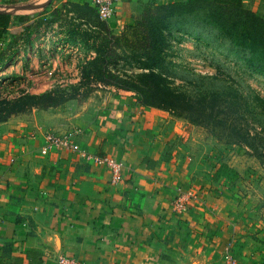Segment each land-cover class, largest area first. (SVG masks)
Listing matches in <instances>:
<instances>
[{
  "label": "crops",
  "instance_id": "crops-1",
  "mask_svg": "<svg viewBox=\"0 0 264 264\" xmlns=\"http://www.w3.org/2000/svg\"><path fill=\"white\" fill-rule=\"evenodd\" d=\"M79 1L0 0V13L31 22ZM131 3L120 1L111 29ZM184 125L124 90L1 121L0 264H56L61 256L80 264H222L226 249L239 264H264V243L246 234L235 196L217 186L216 170L187 157ZM67 132L87 156L121 163V180L111 183L106 164L79 151L42 153L47 135ZM178 195L187 200L180 215L169 209Z\"/></svg>",
  "mask_w": 264,
  "mask_h": 264
},
{
  "label": "rangeland",
  "instance_id": "rangeland-1",
  "mask_svg": "<svg viewBox=\"0 0 264 264\" xmlns=\"http://www.w3.org/2000/svg\"><path fill=\"white\" fill-rule=\"evenodd\" d=\"M180 1L187 4L178 7L185 14L167 19L163 33L164 59L159 70L167 80L194 94L206 90L222 93L225 89L228 94L235 89L245 101L252 91L264 99V77L255 71L257 65L253 67L249 62V50L236 46L228 31L214 26L209 19L221 17L225 23L248 21V18L264 21V0H241L238 7L211 0ZM166 8L167 0H132L119 29L109 27L112 18L104 21L121 55L116 65H112L113 71L121 75L140 71L138 56L145 52L144 28ZM97 15L89 0H82L63 2L56 10L50 7L45 15L35 16L29 24H11L0 41V102L23 93L39 94L56 84L78 83V67L93 53L87 43L72 36L70 29L76 26L89 34L95 30L101 38L103 35L98 33L101 19ZM83 83L89 96L118 91L98 80ZM161 110L185 123V133L192 144L187 157L196 159L206 170L217 171L220 180L217 186L235 196L242 208L247 221L246 234L264 243V147L257 155L247 146L227 144L209 125L192 124L177 113ZM255 118L261 120L260 124L255 123ZM249 120L255 127L253 133H260L263 139L262 112ZM202 167L201 173L207 174L206 170L202 172Z\"/></svg>",
  "mask_w": 264,
  "mask_h": 264
},
{
  "label": "trees",
  "instance_id": "trees-1",
  "mask_svg": "<svg viewBox=\"0 0 264 264\" xmlns=\"http://www.w3.org/2000/svg\"><path fill=\"white\" fill-rule=\"evenodd\" d=\"M30 0H1L3 4L15 5ZM197 0H190L189 3ZM215 4L235 7L240 6L241 0H211ZM187 4L180 0H167V10H162L157 18L150 19L144 28V54L138 59L139 72L121 75L119 71H113L121 55L118 47L113 44V36L105 22L100 20L98 30L103 35L101 38L95 30L82 32L76 26H72V36L87 43L92 49L93 55L79 65L80 81L75 84H56L55 87L39 94L23 93L12 99H4L0 102V122L7 118L29 113L32 110H47L57 108L69 100L83 101L89 96V91L83 83L85 80L101 81L105 86L116 90L131 91L136 100L144 105L152 106L178 114L177 116L188 119L192 124L209 125L217 131L220 139L227 144L237 147H249L255 154L260 155L259 149L264 147V138L260 133L254 134V126H251V117H256L262 112L264 116V99L252 91L248 100L242 99L238 90L232 89L228 94L225 89L222 93L217 90L203 92H186L182 88L172 85L167 76L159 70L162 63L163 47L165 46L164 31L167 29V19L181 16ZM163 7V6H162ZM95 9V8H94ZM163 9V8H162ZM56 10V9H54ZM97 14V11L95 9ZM36 16V15H35ZM33 16V17H35ZM98 16V15H97ZM12 22L11 15L0 13V41L7 33L11 24L25 25L30 23L29 16H16ZM221 17H210V22L220 29L227 30L233 38L235 45L250 52L251 65H257L255 71L264 77V21L256 18H248V21L221 22ZM1 49V47H0ZM84 90V91H83ZM253 90V89H252ZM260 124V119H254ZM264 122L262 123V125ZM252 130V131H251ZM264 135V126L261 128ZM259 134V135H258Z\"/></svg>",
  "mask_w": 264,
  "mask_h": 264
},
{
  "label": "built area",
  "instance_id": "built-area-1",
  "mask_svg": "<svg viewBox=\"0 0 264 264\" xmlns=\"http://www.w3.org/2000/svg\"><path fill=\"white\" fill-rule=\"evenodd\" d=\"M121 0H89L91 5L96 9L98 17L102 21H107L115 16L117 6ZM75 132H67L65 134H49L45 137V145L42 148V153L45 154L51 149H64L70 151H79L83 157L86 156L96 163H104L111 170V183H116L121 180L122 164L111 157L87 156L77 148L73 141ZM187 200L183 195H178L169 202V209L180 215L187 209ZM56 264H80L74 258L61 256L58 258ZM222 264H239L237 260L230 254L229 249H226Z\"/></svg>",
  "mask_w": 264,
  "mask_h": 264
}]
</instances>
